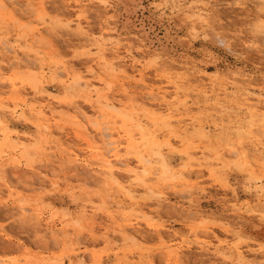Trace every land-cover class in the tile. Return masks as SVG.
<instances>
[{
	"label": "rangeland",
	"instance_id": "rangeland-1",
	"mask_svg": "<svg viewBox=\"0 0 264 264\" xmlns=\"http://www.w3.org/2000/svg\"><path fill=\"white\" fill-rule=\"evenodd\" d=\"M1 65L0 166L21 194H0V264H264V0H18ZM75 111L118 132L136 205L76 162Z\"/></svg>",
	"mask_w": 264,
	"mask_h": 264
},
{
	"label": "bare ground",
	"instance_id": "bare-ground-1",
	"mask_svg": "<svg viewBox=\"0 0 264 264\" xmlns=\"http://www.w3.org/2000/svg\"><path fill=\"white\" fill-rule=\"evenodd\" d=\"M116 1H118L119 3H122L126 0H116ZM0 2H1L0 5L4 8L8 7L9 5L18 4V0H0ZM124 4H126V3H124ZM124 4H123V6H124ZM219 41L224 43V39H219ZM1 46H2V50L4 51V55H9V54H12L13 52H15V50L13 51V46L8 45L7 42H5V41L1 42ZM40 55H41V53H39V52L36 53L35 61L42 60V58L38 57ZM107 56H108V54H107ZM107 56H106V53L103 50H101V53L99 54L98 58H99L100 63L104 64L103 65L104 67H102V69H111L114 71V67H115L114 60H109L107 58ZM35 61H32V60L26 61L24 65L30 69H35L36 67H38V64ZM18 62L21 63L22 61L19 60ZM52 68H54V74L55 75L62 76L64 74V71L62 70V65H54L51 67V69ZM7 69H8V67H5L3 65L0 66V81H2V78H3L4 74L6 73ZM91 73H94V70H92ZM11 83L15 86L14 81H11ZM75 85L78 88L88 89V88L92 87L93 84L89 81H84L83 78H81V77H76L75 78ZM14 89L17 90V88H15V87H14ZM124 92L126 93L127 90L125 89ZM103 99L105 100V103H106L105 109L115 111V112L117 111V113H118V110H119L118 103L119 102L112 100L108 94H104ZM79 109L80 108L76 107L75 110H79ZM45 110L51 111L52 110L51 104L43 106V109L41 110V113H40L43 118L47 119V124H45V128L48 131H50L52 128V120H50L47 117L48 114H46L47 111L45 112ZM53 110H54V108H53ZM75 112H77V113H75L74 119L76 120V128L78 129V131L76 132V135L78 138H80V140L84 141L88 145V150L90 153L89 159H85V160L76 159V162L78 163V165L84 164L90 168L92 167V165L95 164L94 162H96V163L102 162L104 165L101 168L104 169V171L107 172L110 175V177L115 181V183L123 190V194L126 197V199H129V201H131L133 205H136L137 201H136L135 190L124 185L122 183V181L120 180V177H121L120 175H122V174H120L121 171H120L119 165L124 164V159L119 154L122 141L120 142V140L118 138L114 137L115 134H117L118 132L115 131L116 130L115 128L111 127V125L108 124L109 122L107 123L105 121L104 122L90 121V120H87L86 116L81 111H75ZM99 112L100 111H98L97 113H99ZM52 118L53 119L55 118L54 115H52ZM0 123H1V121H0ZM92 133H94V134H92ZM156 153L158 156H160L162 158L163 164L166 165L167 163L165 161V158L162 156V154L159 151H157ZM145 161H146L145 163L147 165H150L152 163L151 160H149V159H145ZM126 166H128V165H126ZM76 168H77V166H76ZM168 168H170V167H168ZM149 172L150 171L148 168L143 170L144 175L149 174ZM121 179L123 180V177H121ZM3 187L7 188L8 190H10L13 193L21 194V191L19 190V187H17L16 184L14 183L12 176H10L9 172H7L6 169H4V168H2V166H0V194H1L2 190H4V189H2ZM22 209L25 213L28 212V210L26 208H22ZM108 217L111 219V221H114L116 219V216L113 213H109ZM127 221H128L127 224L119 225V227L122 231H125L124 227H126V226L134 227L138 224V222H136L132 218H129ZM129 230H132V229H129ZM137 232L138 231H135V233H137ZM138 237H141L140 234H138ZM164 237H166V236H164ZM74 262L71 259H69L68 264H76ZM80 264H86L85 259L84 260L82 259Z\"/></svg>",
	"mask_w": 264,
	"mask_h": 264
}]
</instances>
